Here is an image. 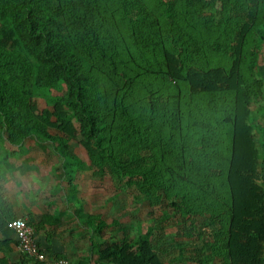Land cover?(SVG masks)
Here are the masks:
<instances>
[{
	"label": "trees",
	"instance_id": "obj_1",
	"mask_svg": "<svg viewBox=\"0 0 264 264\" xmlns=\"http://www.w3.org/2000/svg\"><path fill=\"white\" fill-rule=\"evenodd\" d=\"M260 56L264 0H0V181L34 137L60 156L68 201L89 167L136 201L162 191L202 226L173 255L153 227L82 204L92 259L74 264H264V89L248 75ZM15 219L0 193L3 244L18 247ZM46 256L22 254L68 259Z\"/></svg>",
	"mask_w": 264,
	"mask_h": 264
},
{
	"label": "crops",
	"instance_id": "obj_2",
	"mask_svg": "<svg viewBox=\"0 0 264 264\" xmlns=\"http://www.w3.org/2000/svg\"><path fill=\"white\" fill-rule=\"evenodd\" d=\"M38 142L36 139L33 144ZM40 144L44 147V143ZM15 149L16 153L24 154H22L23 158L16 155L20 161L11 163V170L6 168V165L4 166L7 171L5 178H8L6 181L11 187L13 183H18L19 180L23 183L25 180L27 189L24 190L22 186H19L21 189L19 193L25 203H21L22 201L18 198L17 204L11 202L10 193L7 196L6 192L4 194L0 192L9 217L22 218L28 223H32L36 228L40 247L46 254L57 257L66 256L72 264L79 259L86 261L92 259L90 240L86 237L89 232L80 224L79 214L83 212V205L85 213L87 211L97 214V212H93L90 207L84 204L86 202L83 198L85 195L81 191L78 192L77 201H68L69 190L64 189L65 184L62 186L59 184V181L65 182L63 172L57 171L55 168L48 169L50 171H47L46 178L45 160L36 165L32 164V161L45 156V152L43 153L39 149L35 152ZM17 171L23 174L20 173L19 178L12 177ZM13 240L14 242L5 245L3 243L7 240L0 234V264H28V260L24 262L22 258L16 239L13 238ZM170 260L172 264H175L174 256ZM166 263L168 264V262ZM30 264L34 263L30 262Z\"/></svg>",
	"mask_w": 264,
	"mask_h": 264
},
{
	"label": "rangeland",
	"instance_id": "obj_3",
	"mask_svg": "<svg viewBox=\"0 0 264 264\" xmlns=\"http://www.w3.org/2000/svg\"><path fill=\"white\" fill-rule=\"evenodd\" d=\"M206 2H213V0H206ZM217 8L220 9L218 5ZM207 11L209 15H216L214 8H208ZM210 59L215 64H223L224 66H227L229 61L224 60V58L222 59L220 54L216 52H213L211 54ZM258 63V68H255L252 71H248V75L258 74L259 72L261 73L260 75L253 77L255 78L256 82L260 81L259 83L261 85H258V83L254 84L253 79L250 80V86L255 90L259 89V87L264 89V60L261 59V56ZM261 98L256 99L254 103L256 112H259L261 108L264 107V96H261ZM258 118H261L260 120L263 122V118L261 116H258ZM33 141H36V138L33 137L28 140L26 139L23 141L24 146L17 148L22 151L28 150L29 152H35L39 149V151L42 150L43 153L45 152V156L32 161V164L36 165L37 163L45 160L46 178L47 171H50L48 169L55 168L57 169V171H61L60 164L62 160L60 156L54 151L53 145L51 143L47 144L45 141H39L40 143H44V147H42L39 142L33 144ZM259 141L261 144L260 137ZM73 148H75L73 150L75 153L81 151V149L77 146H73ZM263 149L264 148L260 146L261 152H263ZM0 152L3 153V149L1 146ZM22 154L21 152L16 153L17 156L23 158ZM10 162L14 163L17 162V160L16 158H11ZM260 166L264 175V162H261ZM20 173L21 172L17 171L14 175H12V177L17 176V178H19L18 176ZM91 173L92 169H90L89 167L83 172L79 171L74 184L77 186L78 192L81 191L85 195L84 197L82 196L86 201L84 204L87 205V207H90L93 212H97L98 214H106L109 217L117 218L121 222L131 224L135 227L140 226L146 229H151L153 227V233L156 236V239H172L173 243H171V246H173V248L176 247V240H179L181 238H183L184 242L191 243V238L185 237L186 234H189L190 230H193L194 235H197L196 231H198V229L202 227L194 217H185L179 210L176 211V209L172 206V200H168L162 191L160 192V194H158V196L161 197L157 202L153 198L147 199L144 197H142L139 201H136L137 199L134 196L129 194V192L127 193L123 190V188L121 187L122 182L118 180V177L116 175L108 173V175H106L105 177H95L92 176ZM6 180H8V178H3L0 181L1 192L3 194L6 192L5 194L7 196H9L10 193V200L13 204H17L18 198H20V200L22 201L21 203H25L23 201L22 195H20L19 193L21 191L19 186H22L24 190L27 189L25 180L23 181V183L21 182V180H19L20 182L18 183H13L12 187ZM59 184L60 186H62L63 184H66V182L59 181ZM77 195L79 194L77 193ZM171 251L173 255H177L179 253L176 248L172 249ZM195 255L196 253L191 250L187 256H189V258H192ZM172 257L173 256L166 257V261L168 262V264H172L170 260Z\"/></svg>",
	"mask_w": 264,
	"mask_h": 264
},
{
	"label": "built area",
	"instance_id": "obj_4",
	"mask_svg": "<svg viewBox=\"0 0 264 264\" xmlns=\"http://www.w3.org/2000/svg\"><path fill=\"white\" fill-rule=\"evenodd\" d=\"M9 228L18 234V249L21 254L33 258L38 262L46 261V254L41 251L35 239V230L24 219L13 220L10 222ZM51 264H72V262L69 259H60Z\"/></svg>",
	"mask_w": 264,
	"mask_h": 264
}]
</instances>
